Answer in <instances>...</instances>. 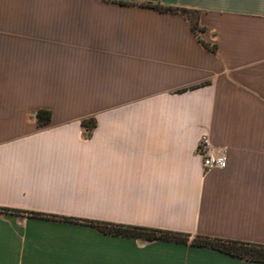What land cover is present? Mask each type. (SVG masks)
<instances>
[{
    "label": "crops",
    "instance_id": "crops-1",
    "mask_svg": "<svg viewBox=\"0 0 264 264\" xmlns=\"http://www.w3.org/2000/svg\"><path fill=\"white\" fill-rule=\"evenodd\" d=\"M198 235L264 245V0H0V264H264Z\"/></svg>",
    "mask_w": 264,
    "mask_h": 264
},
{
    "label": "trees",
    "instance_id": "trees-1",
    "mask_svg": "<svg viewBox=\"0 0 264 264\" xmlns=\"http://www.w3.org/2000/svg\"><path fill=\"white\" fill-rule=\"evenodd\" d=\"M147 5L157 7L161 10H175L180 11L187 16L191 17L193 26L195 29H198V16L196 18H192L191 13L196 12L194 10L188 8H180V7H173V6H166L159 3H152L147 2ZM37 117L41 124H47L51 121L52 112L47 109H40L37 112ZM39 214V213H36ZM48 217H55L51 214H41ZM92 225L96 226L97 228L111 232L116 234H124L130 236H136L146 239H180V240H187L189 238L188 234L170 231V230H163V229H156V228H147L141 226H134L122 223H108V222H91ZM193 242L199 245H210L216 247L220 250L225 252L247 257V258H256L259 260H264V245H255L248 242L231 240V239H223L217 237H210V236H202L198 235L194 238Z\"/></svg>",
    "mask_w": 264,
    "mask_h": 264
},
{
    "label": "built area",
    "instance_id": "built-area-1",
    "mask_svg": "<svg viewBox=\"0 0 264 264\" xmlns=\"http://www.w3.org/2000/svg\"><path fill=\"white\" fill-rule=\"evenodd\" d=\"M197 153L203 158L206 170L213 167H224L226 156L223 150H218L208 136H203L199 142Z\"/></svg>",
    "mask_w": 264,
    "mask_h": 264
},
{
    "label": "rangeland",
    "instance_id": "rangeland-1",
    "mask_svg": "<svg viewBox=\"0 0 264 264\" xmlns=\"http://www.w3.org/2000/svg\"><path fill=\"white\" fill-rule=\"evenodd\" d=\"M191 15L193 16V18H196L197 13L196 12H192Z\"/></svg>",
    "mask_w": 264,
    "mask_h": 264
}]
</instances>
